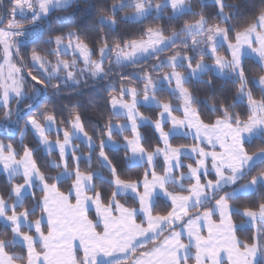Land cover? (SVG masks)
Listing matches in <instances>:
<instances>
[{
  "label": "snow or ice",
  "instance_id": "6c2138e0",
  "mask_svg": "<svg viewBox=\"0 0 264 264\" xmlns=\"http://www.w3.org/2000/svg\"><path fill=\"white\" fill-rule=\"evenodd\" d=\"M53 3V0H39L37 7L43 12L44 15L48 14L49 5ZM64 3H69V0H64ZM190 3V0H189ZM189 3L186 0H163L162 3H152V0H134L133 3L129 4L121 2L120 4L113 5L109 11L112 15L105 20L101 17L98 23L102 26L104 24L112 25L113 28L117 25V11H123L124 8L132 7L135 9L136 17L138 19H147L156 14V18L159 19L165 11H170L171 16L168 17L170 20H179L183 14H190L197 16L195 23L188 24L184 23L180 27L179 33L173 32V37L177 39L181 35H203L205 39L203 41L192 40L191 45L188 41H184L186 47L191 46L193 50L198 52L199 57L202 59L205 54L209 53L210 58L214 59L215 66L221 70V72L227 70L236 77V84L239 85L237 89L236 102L232 104L234 108L236 103H243L247 101L248 116L246 120H241L239 114H236V118L233 122V118L228 113L227 108H222L224 113L223 119H218L214 122L218 129L225 131L224 138L220 142V148L222 152L217 155L212 154L211 159L213 161L212 167L214 169L215 181L208 180L206 184H201L200 174L203 171L207 173L206 161L209 158L208 154L204 152L202 148L199 149V155L203 157L197 161L198 167L192 168L188 165L191 173V177L195 179V183L188 190L190 195H187L182 200H178L176 195L173 193H167L171 199L172 208L166 216H153L151 194L154 190L159 187L161 190H165V180L163 177H157L155 172V157L157 155H163L164 161L167 165L166 172L173 173L172 161L177 162L179 166V158L181 148H172L169 143L170 133L163 130L164 117L167 116L170 120L173 129L180 127H186L194 129L196 131L197 139L200 138L201 130L203 135L208 142L211 144L212 136L209 135L211 126H204L203 121L200 120V113L193 107L194 97L189 92L185 85L188 82V78L181 75L180 72L175 71L177 67L183 64L185 61L186 68L190 70L192 75H198L203 72L205 65L202 63H196L195 68L192 67L194 57L182 56L179 53L172 56L168 61L161 62V65L157 66L159 69L163 66H170L173 68V72L163 79L167 80L169 84H175L173 92H178L179 97L182 100V112L183 119H179L172 115L176 109L168 103L160 105L162 112L160 118L154 123L155 130L159 133L160 139L163 141L164 149L156 148L154 152L146 154L145 148L141 146L142 137L138 131V112H137V92L136 89H120L121 95H131L132 102H122L116 98H112L110 101L111 107L115 109L119 108L126 110L128 120L130 121V128L135 136V139L128 140L125 137L127 148L131 150L132 156L137 155L142 158L146 154L148 164L151 165L149 171L145 172L142 181L125 182L119 179L116 167L112 165L108 156L104 152L106 146L105 141L100 143L99 158L108 163L112 175L115 177L113 184L117 188H123L125 190L131 189L137 194L138 203L140 204L139 209H125L126 218L130 221L124 231L116 230L115 234L109 231L103 233V239L93 242L90 246L85 247L82 252L83 264H127L128 260L135 257L133 264H187L188 256L185 254L181 256L182 252H185L187 245L182 242V235L179 230H175L177 223L184 224L185 230L187 231V224L183 219L182 213L190 210V205L195 201L199 206L202 204L203 197H208L213 203V207L209 208L205 212L203 219H211L217 212L221 219L225 216L230 220L233 214L229 202L241 197L242 193L252 194L254 191H259L264 188V171L260 172V175L255 176L253 173L256 171L257 161H260L259 167L264 169V148H260L259 151L254 154H249L245 147V134L249 138L256 137L261 130H264V98L257 101L252 94V91L248 88L249 80L246 75V68L241 59L242 49L247 46L254 54L259 57L260 70L264 72V13L257 16L256 20L250 25L243 28V30H237V27L232 24V15L225 13L224 0H215L218 11L216 12V18H218L225 26L221 27L219 24L209 23L208 17L203 12H193ZM12 11L8 19H15L16 11L23 12L27 9L29 12L35 13V8L32 0H11ZM39 19L37 15L35 17ZM123 19H127L124 17ZM4 18L0 17V43L5 45V52L7 55L3 60V64H0V109H6L5 125L17 124L18 120L13 121L12 117H19L20 112L18 108L15 112L12 111L10 104L19 105L21 98L27 97L24 91V84L27 82L26 77L22 73V68L12 63V57L19 54V47L16 46L14 51L9 50L7 44L8 38L15 35L24 36L25 33H12L4 31ZM9 28L15 27L14 24H9ZM81 33L77 31H69L66 34H57L54 37H49L45 42L51 47L55 46V52L52 54L58 55L62 50L66 48H72L74 52H79L83 56L84 64L91 71L94 78L106 76L107 73L103 71L104 63L108 62L111 53L115 50V63L121 65L125 61H130L133 64L136 63L139 55L148 53L150 55H158L162 53L165 48L171 47L176 43V39L165 40L162 31H156L152 28L146 30L145 35L147 36L146 41H130L122 46L123 38L121 43L114 42V49L107 46L106 37H99V43L105 45V47L99 48L100 61H93L91 56L94 55L88 47L79 42ZM235 43L229 41V36ZM217 38L223 39L227 42V47L230 52V59H225L217 54ZM76 41L73 44V41ZM67 41V45L65 44ZM94 45L96 41L92 42ZM204 47L200 48V44ZM163 45L164 47H160ZM256 45V46H254ZM22 59V57H20ZM32 63L39 69L44 71L47 80L31 75V72L27 74L30 76L31 81L35 83L32 85L34 88V94L28 99L26 105L27 108L38 110L41 101L37 97L41 96V89H46L48 81L56 77V73H59L61 68L68 69L71 66L67 62H62L52 68L49 71L45 60L39 55V52L32 49L31 55ZM75 60L73 61V65ZM7 67L8 71L5 74L4 68ZM66 78L75 84L79 83V80L75 79L72 71L66 73ZM145 81V88L143 92L144 101L154 100L156 85L153 84L151 77L145 74L143 77ZM211 83V80L209 81ZM253 83L260 86V90L264 93V76H261L258 80ZM51 87L56 89V94H59L60 83L55 85L51 84ZM112 86H110L111 88ZM151 93V96L149 95ZM25 129H33L41 138L44 144L48 143L47 136L45 135V127L41 126L38 120L32 115L29 116ZM41 120L47 122V125L51 126L55 123L56 117L53 114L44 112L39 113ZM140 119H144L140 117ZM71 127L80 133L84 132V128L81 123L79 115H76L74 121L71 122ZM103 130V129H101ZM108 139L111 140L112 126L107 127ZM21 140L24 137V132H21ZM64 143L59 144L60 155L64 157L66 155V146L71 140V135L68 131L63 132ZM264 140V136L259 137ZM91 143V138H89ZM197 151L196 148L191 149ZM23 158L17 159L20 153L16 152L11 144H4L0 142V164L9 173L18 172L17 166L23 169L24 184L12 186L10 196H15L20 199V211L17 212V205H8L2 196H0V217L4 218L11 225L10 231L13 233V241L0 240V264H14L15 256L8 252L9 246H14L15 238H19L24 241L26 247V259L28 264H53V261L44 255L33 256L35 246L37 243L45 249L52 247L46 235L43 233L42 226L44 224V218H47L49 227H52L55 222V215L58 209H61L62 203L58 199V188L55 183L49 184V179L58 180L59 177L45 176L37 167L33 160V151L27 147H22ZM79 162V158H76V163ZM54 167H61L62 165L54 164ZM149 176L154 181L149 184ZM11 177V175H10ZM181 179L183 175L181 174ZM245 179L248 180L247 184L242 183ZM75 183L72 188V192H86L88 184L93 180V175H82L77 169L74 173ZM35 181V185H34ZM227 181V183H225ZM25 188L33 190V198L35 197V190L38 188L42 193L41 200L39 201V211L43 213V216L39 221L31 222L33 224L32 230L28 233L21 231V219L28 221L31 212L29 209L23 206L21 199L22 193ZM142 188L144 191L141 193L138 190ZM207 189L211 190V194L207 192ZM230 189V190H229ZM223 193L216 198V194ZM71 194V193H70ZM116 193L113 194L115 198ZM65 200L67 197L64 198ZM118 203V201L116 202ZM33 210H37L35 205ZM142 212L146 217L147 227L143 226V222L137 223L136 217L137 212ZM9 213H11L9 215ZM243 216L249 218L253 222H264V203H259L255 208L247 207L241 213ZM200 219V218H197ZM168 223L174 231L169 237H167L159 247H155L148 251L140 252L139 256L136 255L140 248L146 246L147 242H152L163 233V225ZM107 229V225H105ZM236 226L232 224V230L235 231ZM35 233V235H33ZM152 233L153 235H149ZM257 235L253 237L251 245H245V264H258L259 257L261 255L262 246L260 244V233L261 230L257 229ZM190 240L197 241V251L199 252L203 241L199 240V237L188 232ZM197 264H200V258L196 257Z\"/></svg>",
  "mask_w": 264,
  "mask_h": 264
},
{
  "label": "trees",
  "instance_id": "16d2710c",
  "mask_svg": "<svg viewBox=\"0 0 264 264\" xmlns=\"http://www.w3.org/2000/svg\"><path fill=\"white\" fill-rule=\"evenodd\" d=\"M134 0H76L70 7L66 9L56 10L50 14L47 20H42L40 24L41 32L34 36L28 44L21 45L19 49V63L22 66L25 74L29 72L35 74V76L43 78V73L35 69L32 65L31 55L32 49L35 48L39 55L44 59L54 61L57 59V55L52 54L55 52V46H50L45 41L49 37H54L57 34L67 33L69 31L80 32L79 42L85 44L90 48L94 55L93 59L99 58V48L105 47V45L99 43V37H106L107 46L114 49V42L121 43L122 46L130 41H142L147 38L145 35L148 28H152L156 31H162L164 35H172L173 32L179 33L180 27L184 23H195L197 16L190 14H183L179 20L168 19L171 16L170 11H165L163 15L157 19L156 14L139 22H131L123 19L129 14H132L135 9L132 7H125L124 10L117 11L116 19L117 25L115 28L109 24L100 25L98 21L101 17L107 19L112 13L109 9L121 2H131ZM161 2L162 0H155ZM189 3V1H188ZM225 13L232 15V24L237 27V30H243L244 27L253 23L257 16L264 13V0H224ZM189 6L193 12H203L209 19V23L219 24L221 27L225 25L216 18V12L218 11L217 5L212 0H190ZM180 39L176 40V43L171 47L164 50L158 55H154L150 58H146L137 61L135 64L117 65L115 63V50L110 55L108 62L105 64V70L107 75L103 78L96 79L92 76H87L84 80H81L79 84L72 85L69 83H63L57 79L48 81V87L45 92L38 98L41 101L38 110L34 111L26 107L28 99L34 94L33 82L30 78L26 80V91L28 97L21 101L19 105L12 104L11 109L13 112L18 108L19 117L13 116L12 120H18V123L5 125L6 109H0V141L4 144H11L16 152L20 153L17 158L23 157L22 147H27L33 151L34 159L39 170L45 176L57 177L62 167H54V164L61 162V157L58 153H46L42 149L40 143L34 136V134L25 129V125L32 115L40 124H45L46 121L41 120L39 117L40 112L53 114L56 117L57 126L64 130L71 132V122L74 121L76 115L80 116L83 127L87 135H89L95 142L94 148L85 147L81 145V151L83 155H90L91 159L82 160L79 164V171L84 174H91L99 171L102 173V178L95 180L96 193L99 194L101 201L104 205H109L113 199L115 193V186L113 184L114 176L112 172L103 165L99 158L100 143L108 138L107 127L113 126L116 123L123 122L125 119L116 116L111 108L110 101L112 98L123 99L130 101L129 95H121L120 89H136L141 96H143L145 81L143 79L145 74H148L153 81H160L164 76L173 71L168 66L160 67L161 62H165L172 56L179 53L180 55H193L194 60L192 65H196L201 61L213 62L214 60L210 56L204 55L201 59L199 55H195V50L191 46L186 47L184 44L183 35L179 36ZM229 40L234 43L232 36H229ZM96 41L94 45L92 42ZM190 45V44H189ZM220 56H225L226 59H230V53L226 47H221L218 51ZM22 57V59H20ZM243 64L246 68V75L249 80L248 88L252 91L253 97L259 101L264 98V93L261 92L260 86L253 83L261 76H264V72L260 70V62L252 59L245 58ZM178 72L183 74H189V69L185 66L179 67ZM46 80V79H45ZM211 80V83L209 81ZM60 83L59 94H56V89L51 87V84L55 85ZM110 86H112L110 88ZM189 92L194 97L195 107L200 113V119L204 124L208 126L215 125L214 122L218 119L224 118L222 108H227L229 115L232 116L233 122L236 118V114H239L241 120H246L248 116L247 101L243 103H236L233 108L232 104L237 99V89L239 87L236 84V80L232 78L222 77L213 71H209L202 76L201 79L196 81H189L185 85ZM155 98L161 103H168L176 108L175 113L181 116V112L177 109L182 105V101L167 88H161L155 92ZM139 110L142 115L148 117L153 122H156L161 113L160 108H148L140 106ZM168 128V127H167ZM103 129V130H101ZM141 133L143 135V146L147 152H153L156 148L161 147V141L157 132L152 126L141 127ZM21 132H24V137L21 140ZM114 138L119 142H123L126 138H131L132 133L127 131L123 134L115 133ZM55 139H61L62 135H50ZM171 145L174 147L192 146L196 144V141L190 137H175L171 140ZM245 147L249 154H254L259 151L260 148H264V140L255 138L252 141H246ZM104 152L108 156L112 165L116 167L119 179L125 182L142 181L145 172L148 171V167L144 166H131L129 165V152L125 148L110 149L104 147ZM161 160V159H160ZM158 161L156 165V173L163 174L165 167L162 161ZM256 166V171L253 175H260L264 169ZM67 167L70 170H77V165L73 156L69 157ZM17 182V180H15ZM21 182V181H19ZM49 184L55 183L56 180L49 179ZM72 180L60 183V188L63 191H68L72 187ZM242 183L247 184L248 180L245 179ZM13 183L0 172V196L7 200L10 204L14 203V198L10 196ZM230 190V189H229ZM216 196L218 199L220 195ZM42 193L36 189L35 197L33 194L27 196L23 201V206L30 210L29 216L32 221L39 219L41 211H39V201L41 200ZM117 200L120 204L128 209H138L139 203L133 197L119 196ZM235 201L237 209L240 211L247 207L255 208L259 203H264V188L259 191H255L247 196H242ZM211 202V201H209ZM205 204L198 210H194L190 213V217L200 215V213L211 208V204ZM35 205L37 210H33ZM160 207H165V211H161ZM20 211V206L17 207V212ZM171 211V206L166 204L162 199L157 202L154 207V214L167 215ZM11 214V213H9ZM234 220L237 224L241 223L244 217L238 212L234 214ZM10 226L5 225L0 221V240L13 241V233L10 231ZM260 244L264 246V227L259 228ZM47 231V230H46ZM257 229L249 227L248 229H238L237 235L242 240L243 245L252 244L253 237L256 236ZM152 246V243L138 250L136 255L140 252H144ZM8 252L15 256V260L25 264L26 248L14 244V246L8 247ZM18 255V258L16 257ZM129 262V261H128ZM127 262V263H128ZM259 264H264V247L261 250V259Z\"/></svg>",
  "mask_w": 264,
  "mask_h": 264
},
{
  "label": "rangeland",
  "instance_id": "374dc122",
  "mask_svg": "<svg viewBox=\"0 0 264 264\" xmlns=\"http://www.w3.org/2000/svg\"><path fill=\"white\" fill-rule=\"evenodd\" d=\"M76 0H69V3L65 4L64 3V0H53V3L49 5V9H48V14L47 15H44L43 12L39 9V7H37L38 3H39V0H32L33 2V5H34V8H35V13L33 12H29L27 9H25L23 12L17 10L16 11V16H15V19H12L11 20V23L10 24H14L15 27L13 28H7V27H4V31L7 33V32H12V33H20L22 32L21 31V28H24L26 27L25 26H19L17 25L16 23V19L19 17V18H25V17H28V16H31V31H28V33H25V37L29 36L31 37V39H33L34 36L38 35L39 32H41V27H40V24L42 23V20H47L48 17L50 16L51 13H53L54 11L56 10H61V9H66L68 7H70ZM189 0H186V3H188ZM215 2V0H212ZM134 1H131V2H126V3H133ZM163 0L161 2H157L155 0H152V3H162ZM127 7V6H126ZM11 14V13H10ZM155 14V13H153ZM152 14V15H153ZM39 16V19H36L35 17L36 16ZM107 20V19H105ZM125 20H128V21H131V22H139V21H142L144 19H138L136 17V13L135 11L132 13V14H129L127 16V19ZM112 26V25H111ZM17 28H20L19 30ZM12 29V30H10ZM24 33V32H23ZM164 38L165 40H171V39H180V38H176V37H173V35H164ZM20 35H15L14 38L13 37H9L8 38V41H7V44L9 45V50L11 51H14L15 50V47L18 46L19 49H21V45L23 44L19 39H20ZM147 39V38H146ZM146 39L142 40V41H146ZM183 39L184 41H188L189 44L191 45V41L192 40H196V41H203L205 39V37L203 35H196V36H191V35H183ZM217 49L219 51V49L221 47H227V42H225L223 39H220V38H217ZM230 41V40H229ZM75 40L73 41V44H75ZM67 41H65V44L67 45ZM81 43V42H80ZM235 43V42H234ZM83 44V43H82ZM85 45V44H84ZM256 46V45H254ZM160 47H164L163 45H161ZM200 48H203L204 45L201 43ZM169 48V47H167ZM165 48V50L167 49ZM92 53L93 51L88 48ZM229 51V50H228ZM230 53V52H229ZM217 54L219 55V53L217 52ZM7 55V53L5 52V45L3 43H0V64H3V60L5 58V56ZM19 55V54H18ZM18 55H15L12 57V63L16 64L17 66H20L22 68V66L20 65L19 63V59H18ZM195 55H198V52L195 51ZM207 56H210V49H209V53L208 54H205ZM154 55H150L148 53H144V54H141L139 55L137 61H140V60H143V59H146V58H150ZM182 56H188V57H194L193 55H182ZM220 56V55H219ZM221 57H224L226 59L225 56H221ZM245 58H252V59H255L257 61L260 62L259 60V57L254 54L250 49L247 48V46H245L243 49H242V52H241V59H242V62L244 61ZM44 59V58H43ZM91 59L93 61H100L101 57L99 55V58L94 60L93 59V55L91 56ZM213 59V58H212ZM45 62H46V65H47V68L49 71H52V68H54V66L58 65V64H61L62 62H67L71 67L68 68V69H63L61 68V70L59 71V73H56V77L53 78V79H57L63 83H69V84H72V85H76L75 83H73L72 81L68 80L66 78V73L68 71H72L73 74H74V77L75 79L79 80V83L81 82V80H84L87 76H92V73L90 70H88V68L86 67V65L84 64V60H83V56H81L79 54V52H74L72 48H66L64 50H62L58 55H57V59L54 60V61H51L49 59H44ZM75 60V64L73 65V61ZM169 59H167L166 61H168ZM214 60V59H213ZM136 61V62H137ZM165 61V62H166ZM132 62L130 61H125L123 62L121 65H125V64H131ZM187 63V61H185L183 64H181L179 67H182V66H185ZM199 63H202L204 64L206 67L204 69L203 72H200L198 75H192L190 70H189V74H183L181 73V75L185 76L188 78V82L189 81H196V80H199L202 78V76L204 74H206L207 72L209 71H213L214 73L222 76V77H227V78H232V79H235L236 80V77L234 76V74H231L230 72H228L227 70L221 72V70H219L216 66H215V63L214 61L211 63V62H207V61H201ZM105 64L103 65V71L104 73H106V70H105ZM33 67L37 70H39L41 73H43V77L47 80V77L45 76L44 74V71L37 68L33 63H32ZM170 67V66H168ZM177 67L175 69V71H178L177 69L179 68ZM186 67V66H185ZM193 68H195V65H192ZM172 68V67H170ZM173 69V68H172ZM4 71H5V74L7 73L8 69L7 67L5 66L4 68ZM173 72V71H172ZM170 72V73H172ZM22 73L24 74V76L26 77V80H28V78H30V76H27L22 68ZM170 73L166 74L165 76H168ZM31 75L35 76V74H33L31 72ZM164 76V77H165ZM93 77V76H92ZM104 76H101L100 78H103ZM96 79H99V77H97ZM31 81V79H30ZM50 81V80H49ZM33 83H35L34 81H31ZM153 84L156 85V91L161 89V88H167V89H170L172 92H173V89L175 87V84L174 82L169 84V82L165 79H162L160 81H153ZM78 83V84H79ZM186 87V86H185ZM46 89L42 88L41 89V93L43 94L45 92ZM24 91L26 92L27 94V97L29 96L27 91H26V83L24 84ZM178 99H180L179 97V93L178 92H173ZM41 94V95H42ZM149 95L151 96V93H149ZM32 96V95H31ZM130 96V99L132 98L131 95ZM27 97L25 98H21L20 102L25 100ZM40 97V96H39ZM37 97V99L39 98ZM157 99V98H156ZM154 98V100H149V101H144V99L139 103L141 104V106H145V107H148V108H156V107H151L152 103L156 100ZM158 100V99H157ZM181 100V99H180ZM132 99L129 101V103H131ZM182 101V100H181ZM159 102V101H158ZM12 106V104H10V107ZM173 107V106H172ZM175 108V107H174ZM176 109V108H175ZM179 111L182 112V105L177 108ZM140 115V114H139ZM177 115V114H176ZM144 116V115H143ZM178 116V115H177ZM146 117V116H144ZM148 118V117H146ZM151 120V119H150ZM164 120H166L164 118ZM152 121V120H151ZM124 122V121H123ZM121 123V122H119ZM118 123L114 124L112 126V131L115 129V127H119L120 130H123L121 132V134L127 132V131H131V128L130 127V124L129 126H125L123 123L119 125H117ZM43 125V124H42ZM45 125V124H44ZM204 125V124H203ZM206 126V125H205ZM49 128V126H48ZM169 130V132L171 133V137L175 138V137H184V136H180V132L179 129H173V126H169L167 128ZM166 132V131H165ZM70 134L72 133V130L71 132H69ZM62 135V138L59 139V140H62L64 137H63V133L62 132H50L48 134V137L52 140H58V139H55V138H52L50 137V135ZM133 134V133H132ZM193 134L194 135V138L192 140L196 141V144L192 145V146H183V147H179L181 148V152H180V158H179V166L180 167H177V162L176 161H173L172 162V168H173V173H167L166 172V168H167V165L164 161V158L162 156V158H157L156 160V164H155V172H156V165H157V162L160 160L162 161V163L164 164V167H165V172L163 173L164 175L162 176L165 180L166 183H168V188L171 192H173L174 194H177V195H180L177 197L178 200H182L184 199V197H187L185 195H190V192L188 191L192 185L195 183V179L193 177H191V173H190V170L188 168V165H191L192 168H197L198 167V164H197V161L199 159H202L203 157H201L199 155V149L202 148L204 150L205 153L208 154V159L206 161V167H207V173H204L203 171L201 172L200 174V182L201 184H206L208 180H213L215 181L216 177H215V174H214V169L212 167V164H213V161L211 159V156L213 153L219 155L221 152H222V149L220 148V142L221 140L224 138V135H225V131L223 129H218L216 125H213L211 126L210 130H209V135L212 136V141H211V144L208 142V139H206L203 135V130H201V135H200V138L197 139V135H196V131L193 129ZM260 136H264V130H261V132L256 136V137H251L249 138L247 136V134H245V142L246 141H252L253 139L255 138H259ZM170 137L169 139V143H171L170 140H172ZM160 139V137H159ZM107 141V140H106ZM118 141V140H117ZM161 141V149H164V144H163V141L160 139ZM39 142V141H38ZM119 142V141H118ZM40 143V142H39ZM118 144H122L121 142H119ZM41 145V144H40ZM81 145H84L85 147H87L85 145V143L79 139H76L74 141V146L76 147V149L74 150V152L69 156H73L74 159H75V162H76V158H79V162L76 163L77 165V169L79 170V164L82 160H85L87 159L88 160V163L91 159V156L90 155H83L82 151H81V148L80 146ZM170 146L172 148H176L174 147L173 145L170 144ZM42 147V146H41ZM108 148L110 149H119V148H123L122 146H119L117 148H114V147H110L108 146ZM193 148H196L197 151H192L191 149ZM42 149L44 150V152L46 153H52V152H48L44 147H42ZM154 152V151H153ZM58 153V152H56ZM149 153H152V152H149ZM59 154V153H58ZM59 156L61 157V155L59 154ZM69 157L67 158H62L61 157V162L58 164V165H62V171L61 173L57 176L59 177L58 180H56V186L59 190V195H61L62 199H64L65 197H67L68 199H71V204L68 202V205L66 204L65 207L62 208V210L65 212V213H69V212H72V214L74 213V211L76 210L78 212V215L81 217V219L83 218L82 216V211H83V208L81 206V198L80 196L75 195L73 196L72 194H74V192L72 193V188H73V185L75 183V180H74V173L76 170H70L67 165H68V159ZM23 157L21 158H17V159H22ZM33 160L36 164V161L34 159V155H33ZM102 161V160H101ZM261 162L260 161H257V165L260 164ZM37 165V164H36ZM130 165V163H129ZM1 168H3V165L1 164ZM144 166V165H143ZM147 166V165H146ZM38 167V166H37ZM148 167V166H147ZM176 167V168H174ZM4 169V168H3ZM17 170H19V167L17 166ZM7 172V171H6ZM176 172V173H175ZM65 173H68L69 175H65ZM81 173V172H80ZM7 176H12V177H7L5 175V177L9 180V182L13 183V186L14 185H19V184H24V179L23 177H18L20 174H18L17 172L16 173H9L7 172L6 173ZM82 175H93V179H94V188L92 191H90V193H94V194H97L96 193V189H95V180L98 179V178H102V173L99 172V171H96V172H93L91 174H84V173H81ZM158 174V173H156ZM181 174L183 175V179H181ZM161 175V174H160ZM17 176V177H16ZM15 180H17V182H15ZM69 180H72L73 183H72V187L68 190V191H63L61 190L60 188V183H64L66 181H69ZM21 181V182H19ZM225 183H227V181H225ZM185 187V188H184ZM27 189V188H25ZM38 189V188H37ZM31 190V189H30ZM39 190V189H38ZM32 192V191H31ZM27 193L28 196H31L33 194L32 193ZM207 192L209 194H211V190L210 189H207ZM255 192V191H254ZM252 192V193H254ZM71 193V194H70ZM116 193V196L115 198L112 199L111 203H113L114 201H117V191H115ZM222 193V192H221ZM221 193H218L216 194L219 195ZM160 194H163L160 193ZM249 195L248 193H242L241 194V197L242 196H247ZM182 196V197H181ZM14 198V203L13 204H16L15 203V200H16V197L15 196H12ZM27 197V196H26ZM99 199H100V196L98 194L97 196ZM165 198V197H164ZM162 196L160 198L157 199V201L155 202V205L157 204V202L159 200H163L166 204L170 205L171 206V211L173 210L172 208V204L169 203L166 198L164 199ZM78 199V203H77V200ZM137 200V199H136ZM203 202L201 205H197L195 203V201H193V203L190 205V213L194 210H198L200 209L202 206H204L205 204H207L210 200L208 197H203L202 198ZM236 200V199H234ZM232 200L229 202L231 208L233 209V214L231 215V219L229 220L227 218V216H225L223 219H221V217L219 216V213L217 212L215 215H213L211 217V219H203V217L205 216V212L207 211H204L202 213H200V215H198L199 217L195 216L196 218L192 219L190 218V213L188 215V224H187V231L185 230V226H183V229H182V232L184 236L188 237V240L189 239V235H188V232H191L193 235L199 237V240L200 241H203L204 243L201 244L200 248L202 249H205L207 250L208 252L211 253V256L213 257V260L214 261H217V258L220 259V262H227L226 264H245V256L247 255L246 252H245V245H248V244H245L243 245L242 243V240L238 237L237 235V230L240 228V229H248L249 227H252V228H256V229H259L261 227H264V222H253L251 220H249V218L243 216L241 213L243 212L242 210L240 211L239 209H237L236 205H235V201ZM7 202L8 205H12L10 204L7 200H5ZM101 201V200H100ZM171 201V200H170ZM77 204H76V203ZM209 204H211V208L213 207V203L212 202H209ZM154 205V206H155ZM208 205V204H207ZM18 207V206H17ZM95 207V206H94ZM96 208V207H95ZM161 211H165L166 208L165 207H160ZM97 210V209H96ZM170 211V212H171ZM58 212V210H57ZM56 212V215H55V222H54V225L53 226H59V224L61 225L62 222L58 219V214ZM139 212V211H138ZM137 212V213H138ZM235 212H238L240 215H242L244 217V219L242 220L241 223L237 224L236 221L234 220V214ZM139 213H142V212H139ZM187 212H185L183 214V219L184 221L186 220L184 218L185 214ZM10 215V214H9ZM144 215V214H142ZM157 215V214H156ZM159 216H166V215H163V214H158ZM168 215V214H167ZM43 216V213L41 212V215L39 217L38 220L36 221H39L41 219V217ZM92 218L94 216V214L91 215ZM88 216H87V223H90L89 220H88ZM124 218V216H123ZM197 218H200V219H197ZM29 220L30 222H36V221H32L29 217ZM0 221H2L5 225L7 226H10V223L8 221H6L4 218L0 217ZM28 223L30 226H24V223L22 222L21 220V231L24 232V233H28L32 230V227H33V224L32 223ZM44 224H47V225H44ZM44 226H42V230H43V233L45 235H47V231H48V221H47V218H44ZM232 224H234L236 226L235 228V231L233 232L232 230ZM144 227H147V223L143 225ZM164 226H167L165 227L164 229V233H163V236L166 235V232L170 233L168 234V237L171 235V232L173 229H171V226L168 224V223H165ZM178 226V224H177ZM52 228V227H51ZM47 230V231H46ZM33 235H35V233H33ZM161 236V235H160ZM159 237L158 239L152 241V242H149L146 244V246H148L149 244L152 243V246L145 250V251H148L150 249H153L155 247H158L160 246L158 243L162 240V237ZM14 239V238H13ZM15 244H19L23 247H25L24 245V241L19 239V238H15ZM70 244V243H69ZM191 244L196 246L197 247V241L196 240H191ZM74 248L73 250L71 249H67V251L65 252V258H66V264H83V257H82V254L81 253H77V249L76 251L74 252V249L75 248H79L82 250V247H83V244L80 243V242H74ZM251 245V244H249ZM68 246V242H66L64 244V250L67 248ZM26 248V247H25ZM37 248V249H36ZM141 249V248H140ZM81 252V251H80ZM36 255H44V256H48L52 261H53V264H54V257H52L51 254H49V251L43 249L41 247V245L39 243L36 244L35 246V251L33 253V256H36ZM139 256V255H137ZM18 258V255L16 256ZM261 257V255H260ZM259 257V259H260ZM135 257H132L131 259H129L128 263L127 264H131L132 261L134 260ZM218 262V261H217ZM259 262V261H258ZM14 264H22L20 262H18L17 260H14ZM25 264H28V261L25 263Z\"/></svg>",
  "mask_w": 264,
  "mask_h": 264
},
{
  "label": "crops",
  "instance_id": "0c3cea01",
  "mask_svg": "<svg viewBox=\"0 0 264 264\" xmlns=\"http://www.w3.org/2000/svg\"><path fill=\"white\" fill-rule=\"evenodd\" d=\"M143 99H144L143 96H141L137 92V96H136V100L138 102L137 103V112H138V114H140V115H138L137 124H138V131H139V133H140V135L142 137L141 146H143V143H142L143 142V135H142L141 130H140L141 127L149 125V126H152L153 129L155 130V128H154V123L155 122L151 121L149 118L144 117L141 114L140 110H139V107L141 106V104H139V103ZM117 100L129 103V101H125L123 99H117ZM158 101L159 100L156 99L151 104L152 105L151 107L160 108L161 112H162V108L160 107V105H162L163 103H161L160 101L158 102ZM172 108H174V107H172ZM112 111H113V113L116 116L122 117V118L125 119L124 122L118 123L117 125L120 126V124L123 123L125 126H129L130 121L128 120L126 110L121 109V108H119V106H117L115 109L112 108ZM181 113H182L181 116H177L175 111H174L172 113V115L176 116L179 119H183L184 118L183 112H181ZM140 117H143L144 119H140ZM164 118L166 120L163 121V130L168 132V133H170L169 130L167 129V127L171 126L170 120H168L167 116H165ZM81 123H82V121H81ZM205 125L206 124H204V126ZM41 126L45 127V135L47 136V139H48V143L47 144H44L42 142V140L39 137V135L33 129L29 128L28 130L31 131L34 134L36 139L40 142L41 146L44 147L48 152L54 151V152H58L60 154L59 144L60 143H64V138L62 140H59V139L58 140H52V139H50L48 137V134L50 132H56V133L62 132L63 133L64 130L60 129L57 126L56 122L53 125H51V126L47 125V122L45 123V125L41 124ZM48 126H49V128H48ZM82 126H83V124H82ZM206 126H208V125H206ZM178 129L180 131V132H178V133H180V136L190 137L192 139L194 138L195 134H193V129H189V128H186V127H180ZM122 131L123 130H120L119 127H115V129L112 131L111 140H109L107 138L105 147L110 146V147L117 148L119 146H122L123 148H125L129 152V163H130L131 166L147 165L148 166V171H149L150 168H151V165L148 164V161H147V158H146V154H148L149 152H147L145 150L146 154H145V156L143 158L141 156H139V155L133 157L132 153H131V150L129 148H127V146H126L125 140L123 142H121L122 144H118L119 142L113 136L115 133L121 134ZM84 132H85V130H84ZM157 134L159 136L158 132H157ZM70 135H71V140H70L69 144L66 146V155L64 157H62L63 159L69 157L74 152V150L76 149V147L74 146V141L76 139H79V140L83 141L85 143V145L87 147H89V148H94L95 147V142L89 135L85 136L84 133L76 132L73 128H72V133ZM170 137H171V135H170ZM89 138H91V143L89 142ZM172 138L173 137H171V139ZM127 139L128 140L135 139L134 134H132L131 138H127ZM162 156L163 155H159L158 154L157 157H155V164H156L157 158H162ZM102 163H103L104 166H106L110 170L109 165H108L107 162L102 160ZM1 167L2 166L0 164V172L7 176L6 170L1 168ZM174 168H176V167H174ZM17 173L20 174L18 177H23V169L22 168H20ZM65 175H69V174L65 173ZM163 175L164 174H161V175L160 174H156L157 177H162ZM7 177H10V176H7ZM154 182H158V181H154V179L151 176H149L148 183L152 184ZM34 185H35V181H34ZM93 188H94V179L88 184L86 192H74V194H72L73 196L75 195V197H76V195L77 196L79 195L80 198H81V201H82L81 206L83 208V211L81 212L82 216H83L82 219L78 215V212L76 210L74 211L73 214H72V212H69L67 214V213H65L62 210V208L65 207L66 204L68 205V202L71 204V199H68V198L66 200L62 199L61 198L62 196L59 195V193H58V199L61 201L63 207L61 209H58L57 214H58V217H59L58 219L62 222V224L61 225L59 224V226H56V225L52 226V228L48 226V231L46 233L47 234L46 237L49 240V242L52 245V247L49 248V249H45V248L42 247L43 249L49 251V254H51L52 257H54V264H66L65 252L67 251V249L68 250L69 249L73 250L74 242H80V243L83 244L82 250L79 249V248H75L74 249V252L77 249V253H81L82 254L83 249L85 247L90 246L95 241L103 239L104 238L103 237V233L106 230L109 231V232H112L113 234H115L116 230L124 231L126 226L128 224H130V221L127 220L126 213H125V209H128V208L124 207L119 202L116 203L118 200L114 201L113 203H110L109 205H104L103 202L100 201L101 198L99 199L97 197L98 194L90 193V191H92ZM165 189H166V191L165 190H161L159 187H157L154 190V192L151 194V204H152V214H153V216H159V215L154 214V207H155L154 205H155V202L157 201L158 198H160L161 196L163 198L165 197L166 200L169 203H171V201H170L171 198L169 196H167V193H173V192H171L169 190L168 183H166V182H165ZM31 191L33 192L32 189L30 190L28 188L24 190V192L22 193V197H21L22 201H24L26 196H28L27 193H30ZM115 191H117L118 197L119 196H128V197H133L134 199H137V201H138L137 194L135 192H133L131 189L125 190L123 188L115 187ZM138 191L142 193L144 190L142 188H140ZM162 192H163V194H160ZM185 196H187V195H185ZM76 201L78 203V199ZM15 203H16L17 206H20V199H18L16 197ZM140 207L141 206L139 204V208ZM172 211H174V210H172ZM189 213H190V210L187 211V213L184 216V218L186 217L185 218L186 219L185 222L188 221L187 217H188ZM92 214H94L93 218L91 216ZM142 214L143 213H139L138 212L136 220H137L138 224L144 221V223H143V225H144L147 222H146V217L144 215H142ZM87 216L89 217L88 220H89L90 223H87ZM123 216H124V218H123ZM197 217H199V216H197ZM190 218H192V219L194 218L195 219L196 217H190ZM21 220L24 223V226L25 225L28 226V227L30 226L28 224L30 222L29 218H28V221H25L23 219H21ZM177 224H178V226H176L175 230H179L180 232H182L184 224H179V222ZM44 225H47V224H44ZM105 225H107V229L105 228ZM165 227H167V226L163 225V231H164ZM173 231H174V229L172 230V232ZM163 233L161 234V236H163ZM167 233L168 232H166V235H164L162 237V240L158 243L159 245L168 237V234H170V233H168V234ZM149 235L151 236L153 234L149 233ZM181 235H182V238H181L182 242L185 245H187V248H186L185 252H182L180 255L183 256V255L186 254L189 257L188 260H187V264H197V260L195 258L197 255L200 258V264H226L227 263V262H220L219 258H217L218 262L214 261L213 257L211 256V253L208 252L205 249L200 248V250L198 252L197 251V247L191 244V240H188V237L184 236L183 233H181ZM161 236H159V237H161ZM158 238H156V239H158ZM66 242H68V246L64 250V244ZM147 243H149V242H147ZM260 259H261V257H260ZM260 259H259V261H260ZM131 264H133V261H132ZM181 264H183V261H181ZM258 264H259V262H258Z\"/></svg>",
  "mask_w": 264,
  "mask_h": 264
},
{
  "label": "flooded vegetation",
  "instance_id": "af4514ba",
  "mask_svg": "<svg viewBox=\"0 0 264 264\" xmlns=\"http://www.w3.org/2000/svg\"><path fill=\"white\" fill-rule=\"evenodd\" d=\"M12 11V5H11V0H0V17H3V15L5 14V19H4V27H8V25L11 23V20L8 19V17L10 16V13ZM16 23L17 25L19 26H25L24 28H21V31L24 32V33H28V31H31V16H28V17H25V18H17L16 19ZM18 30L20 28H17ZM12 30V29H10ZM23 44H28L30 41H31V37L28 36L25 37V36H22L20 37L19 39ZM22 44V45H23Z\"/></svg>",
  "mask_w": 264,
  "mask_h": 264
},
{
  "label": "water",
  "instance_id": "95a60500",
  "mask_svg": "<svg viewBox=\"0 0 264 264\" xmlns=\"http://www.w3.org/2000/svg\"><path fill=\"white\" fill-rule=\"evenodd\" d=\"M3 18L5 19V14L3 15ZM3 24H4V21H3Z\"/></svg>",
  "mask_w": 264,
  "mask_h": 264
}]
</instances>
